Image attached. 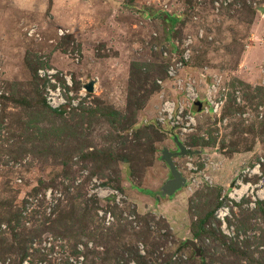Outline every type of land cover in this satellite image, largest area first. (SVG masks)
<instances>
[{"label": "rangeland", "instance_id": "rangeland-1", "mask_svg": "<svg viewBox=\"0 0 264 264\" xmlns=\"http://www.w3.org/2000/svg\"><path fill=\"white\" fill-rule=\"evenodd\" d=\"M170 67L223 97L173 191ZM261 190L264 0H0V264H264Z\"/></svg>", "mask_w": 264, "mask_h": 264}, {"label": "built area", "instance_id": "built-area-1", "mask_svg": "<svg viewBox=\"0 0 264 264\" xmlns=\"http://www.w3.org/2000/svg\"><path fill=\"white\" fill-rule=\"evenodd\" d=\"M188 55V52L184 51L182 53L179 60L180 65H184V61L188 59ZM48 73V77L51 78L50 82H55V79L52 78L53 72L48 71ZM39 74L43 75L42 72ZM168 74L170 80L172 78L174 79V84L170 86L174 91L171 96L162 93L160 103L156 107L157 114L155 115V120L159 126L165 127L172 136L176 135L177 138L181 140L182 137L196 128L201 118L220 114L223 105V97L219 92L220 88L217 82L207 83L202 90V87L195 86L191 78H177L174 67L168 69ZM65 78L69 85L70 78ZM159 83H162V80H159ZM44 96L46 97V102L53 108L66 102V97L61 90V86L58 84L56 86H52V84L47 86ZM198 102L200 104H198ZM248 187L249 184H247L245 190ZM241 193V188L233 186L228 195L230 197H235ZM258 193L260 196H264V190ZM218 214L221 217L226 215V213L221 210ZM26 263L27 261L24 260L22 264Z\"/></svg>", "mask_w": 264, "mask_h": 264}, {"label": "water", "instance_id": "water-1", "mask_svg": "<svg viewBox=\"0 0 264 264\" xmlns=\"http://www.w3.org/2000/svg\"><path fill=\"white\" fill-rule=\"evenodd\" d=\"M94 84H95V81L91 80L90 82L85 84V88L88 91H92ZM198 104L200 103L198 102ZM173 139H174L175 144L179 148V150L174 151V152L173 151L169 152L167 148H164V150L162 151V157L166 160V162H168L169 167L171 169V174H172V178L167 181V184L165 186L169 191H173L177 189L179 186H181V184L184 183V179L179 175V172L175 169L171 161V155L172 154H182V153H186L187 151V149H185V146L183 145L181 140H179L176 135L173 136Z\"/></svg>", "mask_w": 264, "mask_h": 264}]
</instances>
